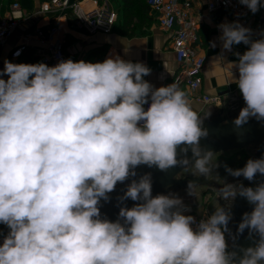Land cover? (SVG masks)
<instances>
[{"label": "clouds", "instance_id": "1", "mask_svg": "<svg viewBox=\"0 0 264 264\" xmlns=\"http://www.w3.org/2000/svg\"><path fill=\"white\" fill-rule=\"evenodd\" d=\"M255 14L264 0H239ZM222 50L243 43L231 63L244 106L233 123L264 121V33L238 21L218 25ZM127 52V49H125ZM19 55V53H16ZM0 70V264H264V181L255 187L224 182L217 189L224 206L197 222L176 194L152 195V176L132 179L118 201V217H102L118 183L146 165L162 172L177 166L208 178L220 167L203 149V116L188 93L172 82L155 87L142 62L109 56L102 62L60 60L14 63ZM7 77L4 79L3 77ZM182 158H178L179 153ZM191 151V158L187 153ZM228 176L264 177V156L243 167L223 165ZM198 184L186 192L196 197ZM252 205L236 229L257 236L254 246L229 248L231 204ZM235 239V237H233Z\"/></svg>", "mask_w": 264, "mask_h": 264}, {"label": "crops", "instance_id": "2", "mask_svg": "<svg viewBox=\"0 0 264 264\" xmlns=\"http://www.w3.org/2000/svg\"><path fill=\"white\" fill-rule=\"evenodd\" d=\"M46 1L0 0V19L8 17L10 4L13 2L19 4L23 15L11 36L4 42H0L2 69L5 59L14 63H22V58L31 54L32 57H38L41 60L44 55L48 54L54 43L60 42L64 53L74 58L75 61L99 62L109 56H120L125 60L142 62L151 69V74L144 79L157 88L170 84L171 79L179 70L180 65L171 49L172 32L159 29L155 15L140 0H108L109 7L116 13V19L111 32L106 35L86 34L74 25L70 13L66 10L60 11L52 8L47 12H42L41 8ZM177 1L181 3L185 0ZM188 1L191 4L190 16L196 24L192 46L205 58V61L199 89L192 92L183 85L179 87L188 93V99L201 116L210 112V116L204 119V124L218 116L227 118L231 115L234 117L241 110H236L238 105L244 106V102L233 80V75L238 77V72L231 63L238 59L235 53L243 54L248 46L241 43L233 45L230 52L222 50L219 40L221 32L218 25L238 21L252 30L253 40L260 39L264 33V7L255 14L248 10L246 17L237 19L222 11L208 12L206 0ZM51 28L56 29L52 35L50 34ZM37 31L41 32V36L37 34ZM19 46H25L26 53L23 57L11 58L12 52ZM3 78L7 79L6 76ZM200 94L216 97L218 103H203L196 99V96ZM186 176L193 177V175ZM184 194L182 193L180 197L182 199L186 197L189 200V196L187 194L184 196ZM209 197L203 194L201 204L196 207L188 205L190 210L185 214L198 215L201 211L209 212L205 206ZM193 199L194 197L191 196L192 201ZM7 232V226L0 224V244Z\"/></svg>", "mask_w": 264, "mask_h": 264}, {"label": "built area", "instance_id": "3", "mask_svg": "<svg viewBox=\"0 0 264 264\" xmlns=\"http://www.w3.org/2000/svg\"><path fill=\"white\" fill-rule=\"evenodd\" d=\"M148 8L156 17L158 28L163 31L172 32V51L180 68L175 73L170 83L174 82L178 86H185L190 91L196 92L201 84V73L205 58L192 46V40L196 29V24L190 16V2L185 0L179 3L177 0H144ZM89 4L86 5L85 3ZM68 11L74 25L83 30L86 34H103L111 32L116 19V13L109 7L108 0H47L41 11L47 12L51 9ZM208 12L222 11L233 15L237 19H243L248 13L246 6L239 3V0H206ZM23 15L19 4H10L8 17L0 19V42H4L11 36L18 22ZM55 28L50 29V34H54ZM41 36V32L37 31ZM25 46L17 47L11 54V58H19ZM19 53V55H16ZM74 59L64 53L60 42L54 43L48 54L41 58V62L49 66H54L60 60ZM0 70L2 66L0 64ZM197 100L206 104H217L218 98L209 97L204 94L196 96ZM206 215L207 211L195 214L197 222Z\"/></svg>", "mask_w": 264, "mask_h": 264}, {"label": "water", "instance_id": "4", "mask_svg": "<svg viewBox=\"0 0 264 264\" xmlns=\"http://www.w3.org/2000/svg\"><path fill=\"white\" fill-rule=\"evenodd\" d=\"M238 116L235 115L232 119H227L218 116L209 123H205L203 126L208 129V136L202 138L200 145L203 149L211 150L214 153H221L224 151H236L245 148L247 145L261 141V145L253 156L252 159H258L264 156V121H257L256 119H250L247 124L242 128L237 129L233 121ZM179 153V149H178ZM183 153H179L178 158L183 157ZM191 151L187 153V156L191 158ZM184 169L180 166L169 169L167 172H162L159 169L152 167L149 168L146 165H141L137 167L136 177H131L124 183H118L116 189L109 194V201H101L100 211L102 217H105L111 221H115L118 217L119 208L121 206L132 207L136 202L128 199L122 204L118 201V197L122 196L126 190L127 184L131 182L132 179H139L140 176L145 173H151L152 176V195L157 194H167L175 187H181L188 184L189 181H194L198 185L209 184L210 182L205 179L185 176L183 178H177L178 174ZM264 181V177L257 175L254 181L243 180V184L246 187H255L257 183ZM252 205H250L246 199L242 197H237L233 201L232 215V236L230 241V250L240 253L241 248H246L249 246H254L255 241L258 239L257 236L249 238L248 230L246 229L243 234H237V227L240 223L242 216L245 212H251ZM235 237V239H233Z\"/></svg>", "mask_w": 264, "mask_h": 264}, {"label": "rangeland", "instance_id": "5", "mask_svg": "<svg viewBox=\"0 0 264 264\" xmlns=\"http://www.w3.org/2000/svg\"><path fill=\"white\" fill-rule=\"evenodd\" d=\"M243 107V105H238L237 109L236 110H240L241 108ZM233 117L231 115H229L227 117V119H232ZM261 145V141H257V142H254V143H251L249 145H247L245 147V151L248 153V155L250 156V158H253V156L256 154V152L258 151L259 147ZM233 152L235 151H224V152H221V153H215V157L214 159H216L218 157V155H224V156H227V155H230L232 154ZM194 171V169H188V170H183L182 172H180L177 176V178H183L184 176L186 175H191V173ZM216 171L217 169L215 170V173L211 176H209L208 178H204V177H196V178H201V179H205L206 181L210 182L209 184H205V185H198L197 188H196V197H194L193 201L191 200V196H189L186 192V188H187V185L185 186H181V187H175L173 188V190H171L169 193H172V194H176L180 197V195L182 193H185L189 196V200L183 198V202L186 204V205H190V206H193V207H196L197 205L201 204L202 202V196L203 194H207L209 195V200L206 203L205 206H207V209H209V213L211 214L214 210H215V207H218V206H224L225 202L222 201V200H219L218 198V194H217V189H219L222 184L226 181V182H229V183H242L244 178L243 177H240V178H233L231 176H228L225 180L223 181H219L217 179V175H216ZM195 177V176H193ZM202 190V191H201ZM205 191V193H204ZM167 193V194H169ZM184 194V196H185ZM204 204V203H203ZM232 206H233V202L231 204V212H232ZM201 210V208H199ZM233 217V215H232ZM232 224H233V218L232 220L230 221L229 223V228L231 229V234H226V239L228 240V243L230 245V241H231V236H232Z\"/></svg>", "mask_w": 264, "mask_h": 264}, {"label": "trees", "instance_id": "6", "mask_svg": "<svg viewBox=\"0 0 264 264\" xmlns=\"http://www.w3.org/2000/svg\"><path fill=\"white\" fill-rule=\"evenodd\" d=\"M143 4H145L146 7H148L144 0H140ZM26 49L22 52L20 57H23L26 53ZM74 59V58H73ZM75 61V59H74ZM103 60H100L99 62H102ZM41 60H39L38 57H32L31 54H27L25 57L22 58V63H39ZM250 158L248 153L245 151V148L236 150L230 155L224 156V155H218L217 157V163L220 165V167L217 168L216 175L217 179L219 181L225 180L228 175L224 170L223 165L227 164L231 168H240L243 167L246 161ZM191 215V214H186ZM230 248V245H229Z\"/></svg>", "mask_w": 264, "mask_h": 264}]
</instances>
